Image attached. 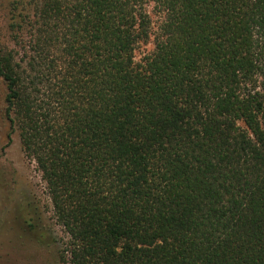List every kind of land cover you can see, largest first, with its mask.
Listing matches in <instances>:
<instances>
[{
    "label": "trees",
    "instance_id": "1",
    "mask_svg": "<svg viewBox=\"0 0 264 264\" xmlns=\"http://www.w3.org/2000/svg\"><path fill=\"white\" fill-rule=\"evenodd\" d=\"M9 13L7 138L45 183L67 264H264V0Z\"/></svg>",
    "mask_w": 264,
    "mask_h": 264
},
{
    "label": "rangeland",
    "instance_id": "2",
    "mask_svg": "<svg viewBox=\"0 0 264 264\" xmlns=\"http://www.w3.org/2000/svg\"><path fill=\"white\" fill-rule=\"evenodd\" d=\"M10 0H0V30L7 33ZM146 9L155 32L160 14L154 4ZM153 37L138 45L139 59L153 48ZM5 84L0 78V264H67L61 258L64 232L53 218L45 183L33 160L21 148L17 132L8 140L9 123L4 115ZM30 219L32 225H28Z\"/></svg>",
    "mask_w": 264,
    "mask_h": 264
}]
</instances>
